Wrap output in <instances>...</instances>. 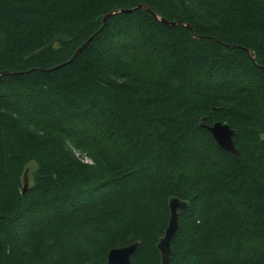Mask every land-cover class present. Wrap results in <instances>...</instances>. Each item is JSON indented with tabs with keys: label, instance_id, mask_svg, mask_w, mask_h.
<instances>
[{
	"label": "trees",
	"instance_id": "trees-1",
	"mask_svg": "<svg viewBox=\"0 0 264 264\" xmlns=\"http://www.w3.org/2000/svg\"><path fill=\"white\" fill-rule=\"evenodd\" d=\"M138 4L194 32L144 9L103 25ZM2 70L28 72L0 80V264H108L135 241L161 264L172 196L169 264H264V0H0Z\"/></svg>",
	"mask_w": 264,
	"mask_h": 264
},
{
	"label": "water",
	"instance_id": "water-1",
	"mask_svg": "<svg viewBox=\"0 0 264 264\" xmlns=\"http://www.w3.org/2000/svg\"><path fill=\"white\" fill-rule=\"evenodd\" d=\"M136 9H144L147 12L151 13L155 19L168 24V25H182L185 27L190 28L194 32L193 26L188 22H183L182 20H168L159 14H157L155 11H153L148 5L146 4H138L134 8H123L119 11H111L107 13L103 18V25L106 23L107 19L114 16L118 13H130L133 10ZM103 28V27H102ZM95 35L90 36L73 54V56L68 60L66 63L71 62L74 60L92 41L93 37ZM197 36V35H195ZM200 37V36H197ZM247 54L249 57L255 62V56H253L250 49L245 48ZM63 65V64H61ZM53 69V68H52ZM28 71H9V70H2L0 72V80L3 75L6 74H19V73H26ZM209 130V132L212 134L213 138L216 140L218 145L225 151L232 152V153H238V149L234 142V135L235 130L230 127L229 124L223 123L221 121H215L211 125L206 126ZM30 171L31 168L28 166L25 169L24 175H23V192H26L29 185H30ZM169 210H170V218L168 226L166 227L163 236L160 238V240L157 243V249L160 252L161 256V264H169L172 254H173V247H172V240L175 234L179 230V221H180V212H183L188 207V202L185 200H182L181 198L177 196H172L169 199L168 202ZM139 246V242L135 241L130 244L119 246V247H113L109 250L107 255V263L108 264H135L132 256L137 252Z\"/></svg>",
	"mask_w": 264,
	"mask_h": 264
},
{
	"label": "built area",
	"instance_id": "built-area-1",
	"mask_svg": "<svg viewBox=\"0 0 264 264\" xmlns=\"http://www.w3.org/2000/svg\"><path fill=\"white\" fill-rule=\"evenodd\" d=\"M82 160H83L84 162H87V163H92V159L89 158L88 156H83V157H82Z\"/></svg>",
	"mask_w": 264,
	"mask_h": 264
},
{
	"label": "rangeland",
	"instance_id": "rangeland-1",
	"mask_svg": "<svg viewBox=\"0 0 264 264\" xmlns=\"http://www.w3.org/2000/svg\"><path fill=\"white\" fill-rule=\"evenodd\" d=\"M30 166V168H31V171H30V174H29V176H30V183H31V173H32V170H33V168L35 167L34 166V164H31V165H29Z\"/></svg>",
	"mask_w": 264,
	"mask_h": 264
}]
</instances>
